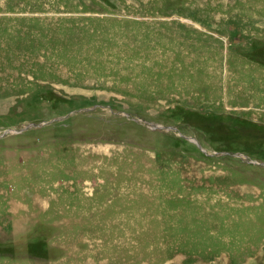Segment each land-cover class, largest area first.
<instances>
[{"label": "rangeland", "instance_id": "374dc122", "mask_svg": "<svg viewBox=\"0 0 264 264\" xmlns=\"http://www.w3.org/2000/svg\"><path fill=\"white\" fill-rule=\"evenodd\" d=\"M0 264H264V0H0Z\"/></svg>", "mask_w": 264, "mask_h": 264}, {"label": "trees", "instance_id": "16d2710c", "mask_svg": "<svg viewBox=\"0 0 264 264\" xmlns=\"http://www.w3.org/2000/svg\"><path fill=\"white\" fill-rule=\"evenodd\" d=\"M250 128H246V131H248ZM250 130H252V129H250ZM253 132H249L248 134H252ZM259 136V135H258Z\"/></svg>", "mask_w": 264, "mask_h": 264}]
</instances>
